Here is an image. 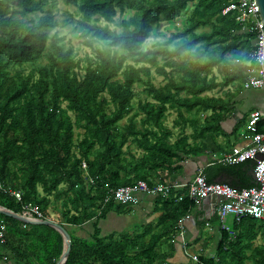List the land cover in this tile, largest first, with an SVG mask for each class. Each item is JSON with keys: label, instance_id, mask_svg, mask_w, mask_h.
<instances>
[{"label": "trees", "instance_id": "trees-1", "mask_svg": "<svg viewBox=\"0 0 264 264\" xmlns=\"http://www.w3.org/2000/svg\"><path fill=\"white\" fill-rule=\"evenodd\" d=\"M236 1L59 0L75 8L65 15L88 48L79 57L59 43L48 0H0V207L19 213L29 203L61 226L69 237L63 264H169L164 246L173 248L177 221L194 205L185 195L177 201L183 193L154 198L155 222L123 234L102 237L97 221L108 212L129 213V206L104 203L108 190L139 180L166 184L184 159L206 151L219 158L234 146L228 138L237 136L242 119L226 133L222 125L236 109L253 50L252 35L240 32L233 14L220 15ZM160 22L172 32L143 48ZM154 77L161 81L153 84ZM135 86L144 96L133 108ZM228 87L232 93L213 94ZM168 111L181 128L176 134L164 126ZM256 128L264 132V122ZM250 170L251 161L213 159L202 174L207 184L248 189L254 187ZM2 189L21 190V200ZM211 221L218 226L215 215ZM0 222V264L59 261L65 247L53 229L2 214ZM84 223L91 226L86 238L65 228ZM229 227L235 236L219 231L215 248L197 255L198 264H264L263 224L245 218Z\"/></svg>", "mask_w": 264, "mask_h": 264}, {"label": "built area", "instance_id": "built-area-1", "mask_svg": "<svg viewBox=\"0 0 264 264\" xmlns=\"http://www.w3.org/2000/svg\"><path fill=\"white\" fill-rule=\"evenodd\" d=\"M227 14H233L234 23L240 32L252 35L253 50L249 59L251 67L247 72L242 88L248 91H264V30L259 24L254 2L253 0H237L236 3H229L220 11L221 16ZM259 122H264V113L258 110L251 111L243 130L238 134L241 142L231 146L220 154L219 158L212 155V158L218 163L225 165L251 161L252 173L256 180L254 187L234 189L226 184H207L200 170L184 186L183 194L177 198V201H180L185 195L193 204H197L209 196L217 197L219 200L213 207H215L214 214L218 221V231L227 233L231 238L235 236L229 227L231 223L237 225L242 219L250 218L261 222L264 226V132L257 133L256 127ZM80 166L84 169L83 162L80 163ZM178 188L181 186L158 182L147 186L144 181L139 180L132 186L108 190L104 203L110 201L116 205L134 207L138 203L139 196L166 198L170 192H174ZM2 192L12 197L16 202L21 200V190L2 189ZM16 214L27 220H43L36 207L29 203L23 205L21 211ZM185 219H187L186 215L177 221V229H181V224ZM2 230L3 226L0 222V242ZM183 244L184 242H181V248L187 255L189 262L198 264L197 256L187 254ZM210 256L213 258L212 254Z\"/></svg>", "mask_w": 264, "mask_h": 264}, {"label": "crops", "instance_id": "crops-1", "mask_svg": "<svg viewBox=\"0 0 264 264\" xmlns=\"http://www.w3.org/2000/svg\"><path fill=\"white\" fill-rule=\"evenodd\" d=\"M252 110H258L264 113V92H256L251 98ZM249 111V113L251 112ZM248 113V114H249ZM232 123L227 124V128L223 130L225 133L229 132L235 123L244 119V115L238 110L231 113ZM235 120V121H234ZM227 120H225L226 122ZM228 122V121H227ZM226 125V124H225ZM238 144V143H237ZM234 144V145H237ZM233 146V145H232ZM213 152H204L195 157H189L178 163V168L175 169L170 176L167 177L166 184L178 185L181 188L176 189V193L182 194L184 186L188 184L193 176L198 171H203L207 163L212 159ZM217 157V156H216ZM183 186V187H182ZM154 198L139 196L138 203L134 207H129V213L115 214L108 212L104 219L97 221V228L99 229L100 236H106L111 233L123 234L129 232L135 225H147L154 223L157 214L151 213L152 201ZM215 207L210 202L199 201L186 214L187 219L181 224V229H178L177 235L173 238V248L164 246L165 251L169 254L170 258L167 260L169 264H188L189 260L187 255L181 248V242H184L187 254L193 255H209L215 248V243L219 239L218 226L213 218ZM109 223V225H107ZM121 225V228L118 226ZM115 227L116 230H112ZM68 232L74 235L86 238L91 232L90 223H84L80 227L65 226ZM182 240V241H181Z\"/></svg>", "mask_w": 264, "mask_h": 264}, {"label": "rangeland", "instance_id": "rangeland-1", "mask_svg": "<svg viewBox=\"0 0 264 264\" xmlns=\"http://www.w3.org/2000/svg\"><path fill=\"white\" fill-rule=\"evenodd\" d=\"M45 9H49L51 11V16L53 18V20H55L58 23V29H56V37L59 38V43L64 45V48L66 47H71L73 53H76L77 56L81 57L83 54L88 53V48H86L84 45L81 44V41L83 40L82 38L78 37V36H74L73 35V31L71 28L72 24L66 22V15L65 13H70V12H74L75 8L72 6L66 7L63 6L61 4V2H59V0H55V2H51V0H48V4L45 7ZM192 9L191 5L188 6L187 10L185 12H183V14L187 15L190 10ZM126 15H129V12H127ZM40 14H35L33 17L34 19H36L37 17H39ZM71 25V26H70ZM176 25L177 27L180 26V20H176ZM109 28L111 29H115L118 30V28L114 27L113 25H108ZM167 24L165 22H160L159 25L154 29L151 30L147 40L143 43V48H149L151 45L156 44V43H160L163 40L166 39V37L169 35V32H172L171 29H167ZM203 30H207V28H204ZM50 33H53V31H51ZM150 71L152 72V69H150ZM215 77H216V81L220 82V78L221 76L217 75L215 70H213L212 73ZM152 76V73H151ZM161 81L160 77H154L152 80L153 84L159 83ZM134 92L136 93V97L133 99V101L131 102L133 108L136 107L137 103L141 102V100L143 99L144 93L141 92L142 88L141 86H135L134 87ZM224 92H230L232 93L233 90L231 87L228 88H223L217 92H213L214 95L217 96H223ZM256 92H264V91H258V90H254V91H248V90H242L238 96L236 97V110H238L240 113H242L245 117L242 120V123L240 125L237 126V136H232L229 137V142H231V144H239L240 138L238 137V134L243 130L244 125L246 123V120L248 118V113L249 111L252 110L251 107V98L252 95ZM209 95H211L212 93H208ZM141 117V114L138 115V117H136V122L137 120ZM232 117H227L226 122L223 123L222 128L223 130H225V128H227V124H231L232 123ZM175 120V114L173 112L168 111L165 114V121H164V126L171 130L174 134H176L177 132L180 131L181 128L175 127L173 125V121ZM200 121V120H199ZM198 121V122H199ZM125 123V120H121L118 125L122 126ZM226 124V125H225ZM76 132V131H75ZM190 132V128L188 126H185L184 128V134H188ZM130 150L135 152V149L133 147H130ZM217 155V154H216ZM51 213V212H50ZM51 217L55 220L56 219V214L55 213H51L50 214ZM109 225V223L107 224ZM119 226V224H118ZM110 227V225H109ZM121 228V225L119 226ZM112 230H116L115 227H112ZM262 243H264V239L261 240ZM258 242V241H257ZM260 242V241H259Z\"/></svg>", "mask_w": 264, "mask_h": 264}, {"label": "water", "instance_id": "water-1", "mask_svg": "<svg viewBox=\"0 0 264 264\" xmlns=\"http://www.w3.org/2000/svg\"><path fill=\"white\" fill-rule=\"evenodd\" d=\"M253 2H254V6L256 8V11L258 13L259 24L264 30V0H253ZM248 175L251 178L253 184H256V180H255V177L252 173V170H250L248 172ZM263 188H264V186H263ZM218 200L219 199L217 197L209 196V197L203 199L202 202H210L212 205H214L215 203L218 202ZM0 214H2L5 217L13 218V219H15L21 223H24V224L44 225V226H47V227L53 229L55 232H57L60 235L62 242H63V245L65 247L62 254H61L59 261L56 264H63L65 262V259H66V256H67L68 250H69V237H68L66 231L61 226H59L56 223L50 222L48 220H42V221L27 220V219L21 217L20 215H18L16 213L9 212V211L1 208V207H0Z\"/></svg>", "mask_w": 264, "mask_h": 264}]
</instances>
